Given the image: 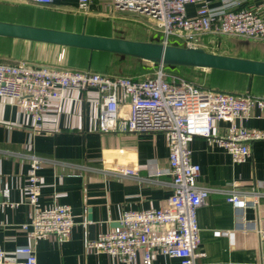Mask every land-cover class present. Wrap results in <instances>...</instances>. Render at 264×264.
I'll list each match as a JSON object with an SVG mask.
<instances>
[{
  "label": "built area",
  "instance_id": "1",
  "mask_svg": "<svg viewBox=\"0 0 264 264\" xmlns=\"http://www.w3.org/2000/svg\"><path fill=\"white\" fill-rule=\"evenodd\" d=\"M38 5H56L58 0H24ZM97 0L62 2L88 13ZM111 9L136 11L157 20L160 42L197 46L206 35H230L264 40V3L243 4L241 0H111ZM195 6L194 12L188 7ZM159 64L152 77L134 79L90 69L71 70L39 66L29 61H0V98H8L28 111L34 129L43 128L44 114L54 101L65 98L69 89L97 92V124L103 132H163L169 142V167L172 194L159 207L125 211L120 225L100 233L87 242L92 253L107 254L124 264H152L158 254L177 258L181 264H196L200 231L197 211L214 188L198 183L201 166L192 159L190 143L199 137L219 132L217 123L225 125L217 142L234 163H244L251 156L249 141L261 136L237 123L249 118L254 107L264 109V96L213 90L181 76L169 74ZM264 136V134H263ZM27 178V203L33 213L22 224L32 243L55 236L65 242L75 224L72 207L57 201H41L43 160L30 155ZM132 172L130 171V174ZM163 173V172H162ZM236 207L246 205L249 195L260 191L240 190L237 181L222 190ZM11 191L1 185L0 210L18 206ZM257 200L254 199V202ZM0 224V230L1 228ZM218 234L220 232H217ZM0 264H38L33 244H21L7 250L0 244Z\"/></svg>",
  "mask_w": 264,
  "mask_h": 264
},
{
  "label": "crops",
  "instance_id": "2",
  "mask_svg": "<svg viewBox=\"0 0 264 264\" xmlns=\"http://www.w3.org/2000/svg\"><path fill=\"white\" fill-rule=\"evenodd\" d=\"M65 1L75 3H57ZM241 1L245 5L264 3ZM188 10L193 13L195 6L190 5ZM12 44L13 57L34 60L44 56L40 51L43 48L69 49L19 39ZM244 50L249 54L238 56L264 60V41L253 42ZM97 97L93 89H69L65 98L54 101L44 114L40 130L34 129L28 111L12 99L0 98V180L10 189L11 200L20 202L0 210V244L7 250L33 244L38 264H124L107 254L92 253L87 242L119 226L125 211L159 208L172 194L171 177L166 174V134L101 131ZM216 125L219 132L212 137L197 136L190 143L192 159L201 166L198 183L215 190L197 211L201 256L196 264H264V109L254 107L249 118L242 120V127L261 135L250 139L251 156L244 163H234L217 142V137L224 135L225 125ZM30 155L43 160L41 201L72 207L75 224L65 242L51 236L32 243L23 230L22 224L29 222L33 213L26 196ZM233 181L240 190L261 194L249 195L246 205L236 207L222 191ZM152 264L181 262L158 254Z\"/></svg>",
  "mask_w": 264,
  "mask_h": 264
},
{
  "label": "rangeland",
  "instance_id": "3",
  "mask_svg": "<svg viewBox=\"0 0 264 264\" xmlns=\"http://www.w3.org/2000/svg\"><path fill=\"white\" fill-rule=\"evenodd\" d=\"M97 1L98 2L95 4L94 9L88 13H85L73 5L63 6L62 4H56L47 6L29 3L24 0H0V19L73 31H81L82 29H85L89 33L107 34L130 39L160 42V37L158 34H156L158 28L157 20L155 18L136 11L111 9L109 3L111 0ZM256 41L264 40L242 38L230 35H206L199 40V47L212 52L229 55H248L249 52H246L244 49ZM4 48H6L5 45H3L2 50H4ZM40 51L42 54H44L40 60H34L35 58L33 59V57L30 59L28 56L26 58L19 59V61L31 60V62H34L39 66H50L71 70H85L83 67L67 66V57L70 53L69 49L67 48L58 50L43 48ZM0 59L7 61H17L16 59ZM107 61L109 62L108 64L118 61H126V63L121 66V70H119V64H115L112 66V68L103 69L105 70L104 72H110L112 70V72H115L114 70H118V72L124 71L126 72L124 76L135 74L137 76L136 78L152 77L159 68V63H151L131 56H127L123 60H120L118 55H113L110 56ZM92 70L96 69L93 68ZM100 70L102 69H98L96 71ZM164 70L169 74L181 76L203 87L210 88V84H212L215 86L225 87L223 90L227 91L234 89L228 87V84H220L219 82L223 81L225 83L227 81L222 78V75L215 73L211 69L176 66L175 68L166 67ZM215 78L217 79L213 80ZM236 121L238 124L242 125V119H237ZM23 230L27 232V230Z\"/></svg>",
  "mask_w": 264,
  "mask_h": 264
},
{
  "label": "water",
  "instance_id": "4",
  "mask_svg": "<svg viewBox=\"0 0 264 264\" xmlns=\"http://www.w3.org/2000/svg\"><path fill=\"white\" fill-rule=\"evenodd\" d=\"M0 37L85 49L91 53L103 51L124 54L164 65L218 69L249 76H264V60L212 52L197 46H181L89 33L85 29L73 31L0 19ZM90 227L93 228L94 224Z\"/></svg>",
  "mask_w": 264,
  "mask_h": 264
},
{
  "label": "trees",
  "instance_id": "5",
  "mask_svg": "<svg viewBox=\"0 0 264 264\" xmlns=\"http://www.w3.org/2000/svg\"><path fill=\"white\" fill-rule=\"evenodd\" d=\"M97 34V33H96ZM102 35H107V34H102ZM13 38H7V37H0V58H5V59H13L17 61H7V60H1L3 62H18L19 59L21 58H15L12 56V46H13ZM3 45L6 46L4 50H2ZM69 55L67 57V66L68 67H83L85 69H90L92 70L93 68L98 70L102 69L98 72L102 73H108L112 75H125L126 72L118 70H114L115 72H104L105 70L103 69H108L112 68L115 64H119V70H121V66L126 63V61H118L112 64H108L109 62L107 61L110 56L113 55H118L120 60H123L127 55L124 54H112L109 52H103V51H94L91 53L89 50L85 49H79V48H69ZM27 61V60H26ZM31 62V60L29 61ZM37 62V61H36ZM34 63V62H31ZM35 64V63H34ZM166 67H171L175 68L177 65H172V64H165ZM94 70V71H96ZM215 73H218L222 75V78L227 81V82H219L222 85L228 84V87L234 88L233 90H223L222 86H215L210 84V89L213 90H222L230 93H234L237 95H243V94H251V95H259V96H264V76H249L248 74H243V73H237V72H230V71H225V70H218V69H211ZM134 75V76H131ZM129 77H132L134 79H137L135 74H131ZM217 78L213 79L216 80ZM235 80V81H234ZM234 81V82H233ZM224 83V84H223ZM233 86V87H232ZM209 88V87H205ZM215 88V89H214ZM217 88V89H216ZM227 89V88H226Z\"/></svg>",
  "mask_w": 264,
  "mask_h": 264
}]
</instances>
